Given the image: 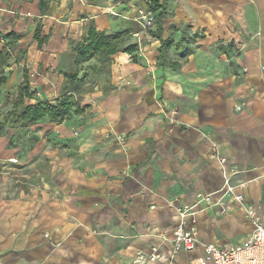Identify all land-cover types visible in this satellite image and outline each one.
Returning a JSON list of instances; mask_svg holds the SVG:
<instances>
[{
	"label": "crops",
	"instance_id": "obj_1",
	"mask_svg": "<svg viewBox=\"0 0 264 264\" xmlns=\"http://www.w3.org/2000/svg\"><path fill=\"white\" fill-rule=\"evenodd\" d=\"M44 1L45 12L40 0H0V22H34L32 46L19 49L30 52L23 66L33 90L28 103H56L74 66L64 74L67 55L89 37L92 24L106 34L132 30L122 34L109 72L102 73L100 95L88 93L62 121L45 118L56 128L52 134L71 132L72 115L84 118L71 149L86 150V158L59 159L60 172L37 175L41 182L29 191L0 192V264H138L139 252L157 247L166 253L178 207L223 186L222 158L240 170L235 182H247V201L264 208V0ZM135 1L156 16L141 38ZM131 45L134 50H126ZM8 50L2 45L0 54ZM23 79L22 72L17 88ZM105 83L108 94L101 92ZM41 137L29 133L32 154L45 145ZM34 165L28 164H40ZM226 202L227 211L210 207L196 214L202 243L248 239L253 225L245 208ZM202 256L200 245L180 252L174 264Z\"/></svg>",
	"mask_w": 264,
	"mask_h": 264
},
{
	"label": "rangeland",
	"instance_id": "obj_2",
	"mask_svg": "<svg viewBox=\"0 0 264 264\" xmlns=\"http://www.w3.org/2000/svg\"><path fill=\"white\" fill-rule=\"evenodd\" d=\"M135 4L136 11L137 7L142 5V2L135 1ZM110 13H112V11H110ZM134 15L135 14H132L133 17ZM133 22L135 23L134 25L138 26L135 21ZM33 24L34 22L25 21L22 26H18L16 22L7 19L0 22V49L2 45H7L9 47L6 55L0 54V123H3L6 129L0 136V146L2 148L0 149V161L1 163L7 164L6 166L0 164V182H2L0 185L1 193H18L22 189H28L29 191L31 187L38 186L40 184L41 181L40 179H37V175H43L46 173L45 171L49 173L55 172L57 174L60 172L62 165L56 162L59 159L71 157L76 158V155L79 158L80 155H82V158H86L87 156L86 150L82 152L80 150H75L76 148L71 149V147H75L76 143H79L81 134L78 137H74L73 135H75L78 131L81 133V129H78V123L84 120L82 117L78 118L75 115L74 117L72 115L70 120L73 123L68 124V129H70L71 132L64 131L61 133L59 131L55 134H52V132H54L53 129L55 128L54 124H49L47 119L41 120L29 128H13L9 124L11 119L12 99L16 94L17 83L23 72L25 58H28L30 55L29 51L27 53H23L22 50L19 49L21 45L28 46V50L32 46L33 40L30 37V34L32 31L31 25L33 26ZM135 28L138 30V27ZM13 29L16 30L17 35L11 36L10 33ZM75 58L76 51L74 50L71 54L67 55V60L65 66L63 67V71L65 72L64 74H67V72L74 65ZM89 61L90 64H85L87 63L85 62L84 65L90 67L91 69L82 68L80 72L81 76L86 69H88V72L82 78L80 89L73 94V99L78 102H84L87 94L90 92L92 94L94 92L98 93L99 91L95 89L97 84L100 83L102 73L105 74L109 72V64L103 63V68L98 66L102 64L99 56ZM90 65H96L98 67L92 68ZM3 77L8 80L3 82ZM67 82V78L65 81L60 82V92L63 91ZM101 88V90H103H100L102 93H109L110 88L106 85V83L101 86ZM98 95H100V93H98ZM42 97L43 95L39 98ZM45 98L43 97L42 99ZM35 132H37L38 135H41V138L43 139L42 142L46 143L43 147L40 146L42 147V149L40 148L39 150L40 152L32 154L27 142L31 141L29 133L33 136L35 135ZM124 140V137L120 135L116 141L122 142ZM105 141H107L108 144L114 142L112 137H108ZM49 144L54 145V151L51 150ZM62 144L67 145V147H63ZM37 145L38 143L34 146ZM103 156L107 157V154H103ZM34 163L35 165H40H38V167L34 165L36 168L28 166V164Z\"/></svg>",
	"mask_w": 264,
	"mask_h": 264
},
{
	"label": "built area",
	"instance_id": "obj_3",
	"mask_svg": "<svg viewBox=\"0 0 264 264\" xmlns=\"http://www.w3.org/2000/svg\"><path fill=\"white\" fill-rule=\"evenodd\" d=\"M134 20L141 24L142 30L135 33L141 38V33L148 31L155 25V13L150 6L137 7ZM143 50V46H140ZM239 108H241L239 106ZM218 153L217 145H214ZM223 186L214 193H199L192 203H185L178 207L179 222L173 229L172 246L166 253H161L154 247L151 253L139 252L136 258L138 264L155 262L161 259L166 264H174L176 256L183 251L192 252L203 245L204 256L198 258L194 264H264V208L247 201L244 188L247 182H235L234 176L240 172L238 168H227L226 158H222ZM218 194L215 199L214 195ZM231 199L244 207L252 222L253 230L248 239L241 244L219 245L214 242L202 243L196 226V214L210 207H221L227 211L226 202ZM165 237V233H161Z\"/></svg>",
	"mask_w": 264,
	"mask_h": 264
},
{
	"label": "trees",
	"instance_id": "obj_4",
	"mask_svg": "<svg viewBox=\"0 0 264 264\" xmlns=\"http://www.w3.org/2000/svg\"><path fill=\"white\" fill-rule=\"evenodd\" d=\"M153 2L157 3L158 0H153ZM40 9L42 12L48 10V5H46L44 0H40ZM163 14L164 12L159 13L160 18L163 16ZM159 28L161 30V27ZM131 30L132 29L129 28L124 32H130ZM124 32L106 34L105 32L98 31L93 24L91 25L89 37L86 40L79 42L76 46V58L74 61V66L69 73L70 82L62 92V95L57 99L55 104H52L48 101L28 103L27 99H31L33 97V90L31 86L29 70L24 67V79L18 86L16 95L12 100L13 106L11 109V119L9 121L10 126L13 128H28L33 124L44 120L45 118L56 122L67 118L71 108L75 106L77 102L72 98L70 93L77 92L80 89L82 78L85 74H87L88 69H91L88 66L85 67L84 63L94 57L99 56L102 64L98 66L103 68L104 64L109 63L111 55L119 50L120 38ZM40 33L41 27L38 25L35 32V38L39 39ZM171 42V39H167L165 41V45L169 47ZM41 44L42 42L40 41V46ZM134 48L135 47L131 45L128 46L126 50L132 51ZM24 52L26 51L24 50ZM5 54L6 53H4V55ZM162 58H165V53L162 54ZM90 66L92 68L98 67L96 65ZM83 67L88 69H86L81 76L80 72ZM2 80L5 82L6 78L3 77ZM79 110V107H77L76 111ZM4 131L5 126L3 123H0V135L3 134Z\"/></svg>",
	"mask_w": 264,
	"mask_h": 264
}]
</instances>
